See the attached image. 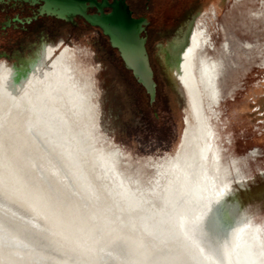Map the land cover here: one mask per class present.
Segmentation results:
<instances>
[{
  "label": "bare ground",
  "instance_id": "bare-ground-1",
  "mask_svg": "<svg viewBox=\"0 0 264 264\" xmlns=\"http://www.w3.org/2000/svg\"><path fill=\"white\" fill-rule=\"evenodd\" d=\"M207 20L198 13L165 45L189 109L178 152L160 164L132 165L102 134L79 49L0 65V264H264V225L222 176Z\"/></svg>",
  "mask_w": 264,
  "mask_h": 264
},
{
  "label": "rangeland",
  "instance_id": "rangeland-1",
  "mask_svg": "<svg viewBox=\"0 0 264 264\" xmlns=\"http://www.w3.org/2000/svg\"><path fill=\"white\" fill-rule=\"evenodd\" d=\"M128 3L134 17L152 20L146 46L156 82L153 99L125 66L107 36L93 27L41 16L24 24L27 32L12 27L2 29L7 19L30 17L32 12L27 7L25 12L17 8L0 13V65L27 66L45 47L79 49L81 61L94 69L100 109L97 126L102 134L122 150L132 165L160 164L178 152L187 125L186 108L189 109L170 78L165 45L176 42L182 28L186 30L188 23L202 13L209 26L202 38L205 43L210 39L214 43H208L212 54L209 58L214 57L218 66L213 83L207 86V98L210 112L217 115H212V122L222 176L232 183L231 189L245 210L264 225V18L257 21L252 14L260 1L128 0ZM9 5L0 4V8ZM175 9H179L178 16L164 21L162 14L166 11L175 16L178 13ZM189 61L196 67L193 52ZM202 141L200 138L199 143Z\"/></svg>",
  "mask_w": 264,
  "mask_h": 264
},
{
  "label": "water",
  "instance_id": "water-1",
  "mask_svg": "<svg viewBox=\"0 0 264 264\" xmlns=\"http://www.w3.org/2000/svg\"><path fill=\"white\" fill-rule=\"evenodd\" d=\"M0 4L35 7L33 16L27 21L41 16L70 21L78 16L85 23L100 28L111 46L118 50L125 66L151 98L155 97L154 70L144 36L149 20L145 16L134 17L125 0H0Z\"/></svg>",
  "mask_w": 264,
  "mask_h": 264
},
{
  "label": "flooded vegetation",
  "instance_id": "flooded-vegetation-1",
  "mask_svg": "<svg viewBox=\"0 0 264 264\" xmlns=\"http://www.w3.org/2000/svg\"><path fill=\"white\" fill-rule=\"evenodd\" d=\"M109 2H111L112 0H108ZM126 1V3L128 4V6H129V8H130V5H129V3H128V0H125ZM28 8L27 10H29L30 12H32V14H31V16L30 17H32L33 16V14H34V11H35V9H33V7H31V6H29V5H27V4H21V5H13V4H10L9 5V7H3V8H0V13L1 12H6V11H8L9 9H19L21 12H25L26 11V9L25 8ZM180 8V7H179ZM95 10V9H94ZM93 10V11H94ZM105 10H110V8H107V7H105ZM130 10H131V12H132V14H133V11H132V9L130 8ZM179 10V9H178ZM178 10L177 9H175V12L177 11L178 12ZM177 14H179V12L178 13H176V15L174 16V14L172 13V12H166L165 11V13L164 14H162V16L161 17H163V20L165 21L166 19L167 20H170V18H172V17H177L178 15ZM134 15V14H133ZM30 17H26V18H24V20H22L21 21V19L20 18H18L17 16L13 19V20H10V19H7L6 21H4V23H3V27H2V29H7V28H11L12 27V29H14V30H19V31H23V32H27L28 31V27H25L24 26V24H28V23H31V22H33V21H36V20H38L39 18H41V17H38V18H36V19H32V20H30V21H27V18H30ZM53 18V19H59V18H56V17H51V16H45V18ZM59 20H63V19H59ZM149 21H148V24H147V26H146V29H145V32H144V34H146V42H147V39H148V27L152 24V20H151V18H149L148 19ZM63 21H65V22H68V23H70V24H74V25H76V24H78V23H80L81 25H86V26H90V27H93V28H95V29H97L98 31H99V33L101 34V35H103V36H106L103 32H102V30L100 29V28H98V27H95V26H92V25H89V24H87V23H85L84 21H83V19H81L80 17H78V16H75L72 20H70V21H68V20H63ZM5 24V25H4ZM19 24L20 25H23V26H21V27H18L19 26ZM7 34V33H6ZM5 34V36H7V35H11V34H7L6 35Z\"/></svg>",
  "mask_w": 264,
  "mask_h": 264
},
{
  "label": "trees",
  "instance_id": "trees-1",
  "mask_svg": "<svg viewBox=\"0 0 264 264\" xmlns=\"http://www.w3.org/2000/svg\"><path fill=\"white\" fill-rule=\"evenodd\" d=\"M134 16V15H133Z\"/></svg>",
  "mask_w": 264,
  "mask_h": 264
}]
</instances>
